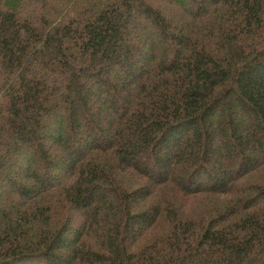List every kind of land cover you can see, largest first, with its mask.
I'll return each mask as SVG.
<instances>
[{
    "label": "trees",
    "instance_id": "obj_1",
    "mask_svg": "<svg viewBox=\"0 0 264 264\" xmlns=\"http://www.w3.org/2000/svg\"><path fill=\"white\" fill-rule=\"evenodd\" d=\"M0 264H264V0H0Z\"/></svg>",
    "mask_w": 264,
    "mask_h": 264
},
{
    "label": "rangeland",
    "instance_id": "obj_2",
    "mask_svg": "<svg viewBox=\"0 0 264 264\" xmlns=\"http://www.w3.org/2000/svg\"><path fill=\"white\" fill-rule=\"evenodd\" d=\"M120 90L122 91V93H124L125 91V87H121ZM95 111H97L98 114H102L103 116V119H102V122L104 123V125L108 124V120H109V117L107 116L106 113H102V109L100 108V106H95ZM17 174L22 177V175L24 174V172H22L21 170H19V172H17Z\"/></svg>",
    "mask_w": 264,
    "mask_h": 264
}]
</instances>
